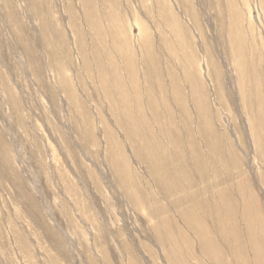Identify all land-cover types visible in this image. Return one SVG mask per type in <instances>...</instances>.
<instances>
[{"label": "rangeland", "instance_id": "374dc122", "mask_svg": "<svg viewBox=\"0 0 264 264\" xmlns=\"http://www.w3.org/2000/svg\"><path fill=\"white\" fill-rule=\"evenodd\" d=\"M0 264H264V0H0Z\"/></svg>", "mask_w": 264, "mask_h": 264}]
</instances>
